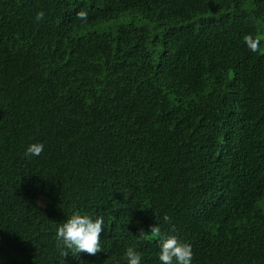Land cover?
<instances>
[{
  "label": "trees",
  "instance_id": "obj_1",
  "mask_svg": "<svg viewBox=\"0 0 264 264\" xmlns=\"http://www.w3.org/2000/svg\"><path fill=\"white\" fill-rule=\"evenodd\" d=\"M0 264H264V0H0Z\"/></svg>",
  "mask_w": 264,
  "mask_h": 264
},
{
  "label": "rangeland",
  "instance_id": "obj_2",
  "mask_svg": "<svg viewBox=\"0 0 264 264\" xmlns=\"http://www.w3.org/2000/svg\"><path fill=\"white\" fill-rule=\"evenodd\" d=\"M129 19H121L119 21H115V22H112V23H108V24H105L103 25L102 27H99L98 30H109L111 28H114V27H117L119 24L121 23H125V21H128ZM40 203L42 205H45V200L43 198L40 199Z\"/></svg>",
  "mask_w": 264,
  "mask_h": 264
}]
</instances>
